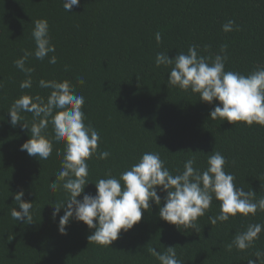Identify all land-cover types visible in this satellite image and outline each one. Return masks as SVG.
I'll return each mask as SVG.
<instances>
[{
	"label": "trees",
	"instance_id": "16d2710c",
	"mask_svg": "<svg viewBox=\"0 0 264 264\" xmlns=\"http://www.w3.org/2000/svg\"><path fill=\"white\" fill-rule=\"evenodd\" d=\"M37 19L48 21L55 46L48 57L55 55L57 63L30 56L25 67L34 69L32 87L21 89L27 76L14 61L25 50L34 51L31 33ZM228 20L239 30L225 33L222 25ZM191 45L198 46L199 55L213 58L226 45V71L248 75L264 66V0H80L69 12L63 0H0V264H160L148 249L162 253L169 246H175L182 264H247L256 260L257 250L264 251V231L254 247L227 250L235 233L249 223L264 224V212L238 214L212 226L208 217L220 211L214 200L197 219L196 230L178 229L159 217L165 195L159 189L161 205L150 202L141 221L121 230L111 246L89 243L95 229L75 219L62 235L58 225L64 210L53 220L52 205L65 196L49 185L60 170L64 144L55 142L49 125L51 156L30 157L20 151L29 131L22 122L10 124L8 110L16 98L47 97L50 90L38 86L40 79L68 80L85 99V124L100 134L97 155L110 153L105 160L94 156L87 161L91 183L78 199L95 195L98 179L107 172L118 177L145 152L159 153L175 175L193 156L194 166L203 170L213 148L226 158L224 170L235 176L236 186L253 190L258 199L264 196V126L210 119L218 102L208 104L190 90L167 87L170 69L155 64L157 53L174 58ZM21 115L31 123V113ZM21 190L22 199L33 203L31 223L11 216L13 207L20 210L14 196Z\"/></svg>",
	"mask_w": 264,
	"mask_h": 264
},
{
	"label": "clouds",
	"instance_id": "9594fccd",
	"mask_svg": "<svg viewBox=\"0 0 264 264\" xmlns=\"http://www.w3.org/2000/svg\"><path fill=\"white\" fill-rule=\"evenodd\" d=\"M80 0H63V8L69 12L73 6H78ZM239 30L233 20L222 25L225 33ZM32 38L34 51L25 50L23 57L14 61L15 66L24 72L27 79L20 83L21 89L32 87L31 67H25L30 56L43 61L49 53L55 52L51 43L49 24L46 19L34 21ZM157 43L161 34H155ZM226 45L220 48L221 54L213 57L198 54V46L191 45L187 53H178L169 58L165 52L157 53V67L169 68L167 87H178L183 91L198 94L202 102L218 103L210 111L212 120H227L230 124L243 122L247 126L253 123L264 126V66H257L248 75L235 71H226ZM48 63L56 64L57 57H48ZM78 83L83 85L80 78ZM38 86L50 90L47 97L40 95H21L11 104L8 113L10 124L21 127L30 133V138L20 146V151H26L30 157L47 160L53 152V140L46 135V129L52 126L53 139L63 143L60 170L55 175V182L50 183L53 192L62 191L65 198L52 205V218L55 220L61 209L64 214L59 219L58 231L66 235V226L72 219L83 222L89 229L95 231L88 236L89 243L100 246H111L117 240L121 230L127 232L139 223L143 211L151 208L154 202L161 205V196L157 189L165 193L163 206L159 207V217L177 228L197 229L196 221L205 215L213 201L219 202V214L208 217L212 226L227 222L230 217L240 214L243 217L255 216L257 211L264 212V196L257 199L253 190L245 191L234 183L235 176L224 170L226 158L213 150L207 156L206 167L201 170L196 165V157L188 158L183 164V171L173 175L165 166L159 153L145 152L130 168L113 176L105 173V178L98 179L94 184L96 194L83 195L89 182V166L87 161L94 156L105 160L110 156L108 151H98L99 132L91 125L85 124L86 115L82 111L85 99L75 92L74 86L68 81L55 79H40ZM31 113L29 124L21 113ZM61 153L57 151V156ZM24 191L15 194L14 200L19 205L11 209L14 220L32 222V202L22 199ZM26 218V220H25ZM264 224L249 223L243 231L235 233L227 250L233 248L244 251L254 247L260 239ZM148 251L160 264H182L177 258L175 246L158 252L155 248ZM256 260H247V264H264V251L254 253Z\"/></svg>",
	"mask_w": 264,
	"mask_h": 264
}]
</instances>
